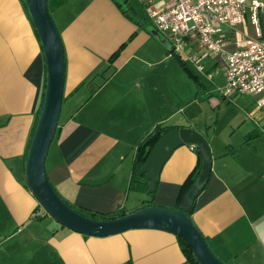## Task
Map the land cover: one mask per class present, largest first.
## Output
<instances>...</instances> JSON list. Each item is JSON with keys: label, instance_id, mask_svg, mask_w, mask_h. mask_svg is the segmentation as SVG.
Here are the masks:
<instances>
[{"label": "crops", "instance_id": "0c3cea01", "mask_svg": "<svg viewBox=\"0 0 264 264\" xmlns=\"http://www.w3.org/2000/svg\"><path fill=\"white\" fill-rule=\"evenodd\" d=\"M120 2L67 0L51 12L63 50L64 84L45 158L49 182L75 207L134 211L147 196L144 179L130 180L137 145L157 124L193 129L212 156L209 178L194 201L193 224L229 256L228 264H264V115L255 97L233 99L241 117L214 133L198 114L170 113L172 105L194 103L186 92L171 91V44L154 29L145 8L137 24ZM248 25L235 31L254 38ZM225 34L235 48L238 35L229 29ZM195 43L189 39L183 46L193 49ZM203 53L205 72L220 65L223 73V59ZM44 74L42 49L21 0H0V264H183L170 232L136 228L87 236L39 211L25 184L24 161ZM251 133L256 136L245 143ZM196 162L190 145L176 147L161 167L153 203L174 207ZM34 214L44 216L33 219Z\"/></svg>", "mask_w": 264, "mask_h": 264}, {"label": "water", "instance_id": "95a60500", "mask_svg": "<svg viewBox=\"0 0 264 264\" xmlns=\"http://www.w3.org/2000/svg\"><path fill=\"white\" fill-rule=\"evenodd\" d=\"M21 2L39 40L45 69L42 102L24 161L25 184L38 205L56 223L82 235L103 237L136 228L160 229L183 240L198 264H223L211 252L191 218L182 210L191 205L207 182L211 171L209 144L203 135L193 129L179 127L166 132L154 144L139 169V174L146 180V192H152L155 190L161 167L171 152L183 144L192 145L199 153V172L178 207L145 206L112 219H96L77 212L56 193L46 174L45 158L56 132L61 110L64 84L63 50L59 33L47 10V1ZM172 54L181 64L179 55L175 52Z\"/></svg>", "mask_w": 264, "mask_h": 264}, {"label": "built area", "instance_id": "2783aa9c", "mask_svg": "<svg viewBox=\"0 0 264 264\" xmlns=\"http://www.w3.org/2000/svg\"><path fill=\"white\" fill-rule=\"evenodd\" d=\"M154 29L171 44L172 52L181 50L189 39L211 58L224 61L221 96H254V105L264 114V1L261 0H140ZM248 23L254 38L235 31ZM238 35L235 48H229L225 31ZM187 40V41H186ZM192 63L198 60L193 54ZM199 71L203 70L196 64ZM191 149H194L190 145Z\"/></svg>", "mask_w": 264, "mask_h": 264}, {"label": "rangeland", "instance_id": "374dc122", "mask_svg": "<svg viewBox=\"0 0 264 264\" xmlns=\"http://www.w3.org/2000/svg\"><path fill=\"white\" fill-rule=\"evenodd\" d=\"M119 1H122L120 3L123 8H127L128 5L125 4L123 0ZM129 1L135 5L138 11L132 9H127V11L139 19L145 17L144 7L141 2H139L140 0ZM248 28L249 34L253 36V27L248 25ZM202 51V47L196 42L193 45V49L182 45L181 50L175 52V54L179 55L185 66L196 76L198 83L180 66L179 62L174 59L173 54L171 55L173 61H175V65L172 66L171 70V91L177 90L181 93L186 92L188 97L194 99V103L189 106L182 105L174 107V105H172L170 113H179V115L183 113L191 115L198 114L199 122L205 123V126H208L207 129H209L211 133H214L217 128H225L234 117H241L236 101L238 98H244L246 96L238 95L236 98L232 97V100L221 96L220 88L223 85L222 68L218 65L210 74L206 73V63L202 62L205 54L203 53L204 51ZM193 54L198 56V60L195 63H192L188 59L189 56ZM198 54L201 55V57ZM196 64H200L203 70L198 71ZM233 99H236V101ZM180 108L181 110L179 111ZM39 211H43L45 215H48L41 206H39ZM48 217L50 216L48 215Z\"/></svg>", "mask_w": 264, "mask_h": 264}, {"label": "trees", "instance_id": "16d2710c", "mask_svg": "<svg viewBox=\"0 0 264 264\" xmlns=\"http://www.w3.org/2000/svg\"><path fill=\"white\" fill-rule=\"evenodd\" d=\"M46 1H47V10H48L49 14L51 15V12H53L54 10H56L57 8H59L67 0H46ZM118 5L121 6V3H119ZM23 6H24V4H23ZM24 8H25V6H24ZM127 9H131V8L129 6H127V8H123L122 9L123 13H125L126 16H128L131 20L135 21L137 24H140V22L138 21V18H136L135 16H133L132 14H130L127 11ZM162 40H164V39L162 38ZM171 53H172V50H171ZM181 67L183 69H185L188 72V74L192 78H194V80L198 83V80H197L196 76L185 66V64L183 62L181 63ZM39 109H40V107H39ZM38 113H39V110L37 112V116H38ZM37 116H36V119H37ZM36 119H35V123H36ZM35 123H34V126H35ZM34 126H33V129H34ZM174 128H176V126H164V125L157 124L142 139V141L137 145L136 151H135V155H134V159H133V162H132V168H131V177H130V180L132 182L137 181L139 179H144L143 176L139 174L140 167L146 161V159H147V157H148V155H149L152 147L157 142V140L162 135H164L166 132H168V131H170L171 129H174ZM33 129H32V132H31V136H32V133H33ZM255 136H256L255 133L249 134L246 137V139H245V143H247L250 139L254 138ZM29 141H30V139H29ZM232 150H234L233 147L231 149V152H232ZM194 151L196 152V155H197V162H196L194 168L191 170V172L187 175L186 179L182 183L174 207H178L179 206V204H180V202H181V200H182V198L184 196V193L188 190V188L191 187V185L193 184L195 178L198 175L199 167H200V157H199L198 151L195 148H194ZM145 182H146V180H145ZM153 196H154V191L147 193L146 198L143 200L142 207L155 205L153 203ZM195 198H194L193 202L191 203V205L189 207L182 209L190 218H191V214H192V212L194 210V201H195ZM63 201L67 205H69L71 208L75 209L77 212H79V213H81V214H83L85 216H89L91 218H96V219H112V218H115V217H118V216H121V215L125 214L122 209L121 210L107 212V213H93V212H90L88 210H84V209H81L79 207H75V206L71 205L69 202H67L64 199H63ZM43 216L44 215L41 216V215H35L34 214L31 218H33V219H39V218H42ZM176 239H177V242H178V244L180 246V249H181V251H182V253L184 255V263L183 264H198L195 261V259L193 258L192 252H191L190 248L185 244V242L183 240H181L180 238H178V237H176ZM204 239H205V241H206L209 249L211 250V252L215 255V257L221 263L228 264L229 256L226 255V254H224V253H220L218 250H216L208 242V240L205 237H204Z\"/></svg>", "mask_w": 264, "mask_h": 264}]
</instances>
